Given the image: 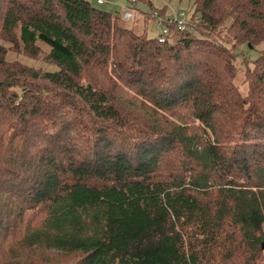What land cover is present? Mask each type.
<instances>
[{"label":"trees","instance_id":"16d2710c","mask_svg":"<svg viewBox=\"0 0 264 264\" xmlns=\"http://www.w3.org/2000/svg\"><path fill=\"white\" fill-rule=\"evenodd\" d=\"M138 1L0 0V264H264V0Z\"/></svg>","mask_w":264,"mask_h":264},{"label":"rangeland","instance_id":"374dc122","mask_svg":"<svg viewBox=\"0 0 264 264\" xmlns=\"http://www.w3.org/2000/svg\"><path fill=\"white\" fill-rule=\"evenodd\" d=\"M153 4L154 7L161 9L166 8V16L169 18H174L175 15L180 18L189 19L192 13L194 12L193 0H149ZM93 4L98 6L99 8L111 11L114 14L122 15L124 8L129 6V0H105L104 4H97L95 0H91ZM146 0H139L136 4L138 9L143 13L151 12V7L145 3ZM143 16V15H141ZM141 18L139 22L136 19L132 20H124V24L128 27L134 28L137 32L142 33L147 31V34L150 37L157 36L166 29V25L164 23L159 22L158 18H151L147 24H145ZM41 53L37 56H32L31 54H27L23 51H10L8 53V60L10 61H19L21 64L34 67L36 69L42 70H57V66L54 65L48 58L47 53L49 51V47L45 44L41 45ZM244 54L248 59L254 60L259 56V51L257 49H249L242 47L240 52ZM241 54L240 60H242L243 55ZM243 70H238L236 74L235 83L239 86L240 91L242 93H246V85L243 84ZM67 262V258L64 259Z\"/></svg>","mask_w":264,"mask_h":264},{"label":"built area","instance_id":"2783aa9c","mask_svg":"<svg viewBox=\"0 0 264 264\" xmlns=\"http://www.w3.org/2000/svg\"><path fill=\"white\" fill-rule=\"evenodd\" d=\"M97 2V4H104L105 0H95ZM155 16H157V14L155 13ZM125 17L127 19H130L133 17V12L132 11H127L125 14ZM175 20L177 22V25L179 27V29H184L187 25V20L184 18H180L179 16H175Z\"/></svg>","mask_w":264,"mask_h":264},{"label":"water","instance_id":"95a60500","mask_svg":"<svg viewBox=\"0 0 264 264\" xmlns=\"http://www.w3.org/2000/svg\"><path fill=\"white\" fill-rule=\"evenodd\" d=\"M262 247L264 248V243H263Z\"/></svg>","mask_w":264,"mask_h":264}]
</instances>
